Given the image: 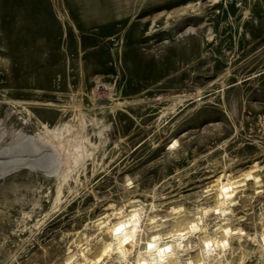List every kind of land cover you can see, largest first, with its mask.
Returning a JSON list of instances; mask_svg holds the SVG:
<instances>
[{
  "label": "rangeland",
  "instance_id": "obj_1",
  "mask_svg": "<svg viewBox=\"0 0 264 264\" xmlns=\"http://www.w3.org/2000/svg\"><path fill=\"white\" fill-rule=\"evenodd\" d=\"M250 169L260 187L202 216ZM132 208L144 255L201 215L238 233L213 264H264V0H0V264L90 255Z\"/></svg>",
  "mask_w": 264,
  "mask_h": 264
},
{
  "label": "bare ground",
  "instance_id": "obj_2",
  "mask_svg": "<svg viewBox=\"0 0 264 264\" xmlns=\"http://www.w3.org/2000/svg\"><path fill=\"white\" fill-rule=\"evenodd\" d=\"M174 144L175 142L172 143V146H174ZM251 169L244 174L242 181H232L229 178L224 180V177H229L230 174L227 175L224 173L218 175L217 184L213 185L215 187V192L213 194L215 195L214 206L201 208L199 212L202 216H205L208 212H212L219 217L221 215L225 216V214L229 212L228 204H233L236 200V189L246 186V182L252 181L255 185H259L260 187L262 180H260L261 178L259 179L258 175H253L252 173L254 171H251ZM172 210L175 214L179 215L184 212L182 207L173 208ZM114 216V222H111V220L100 221L101 228H106L104 231L108 233L107 236L109 235L110 240L103 241L100 244V247L96 248L90 255L84 253L85 251L80 253L77 251L78 255L71 254L66 258L64 264H101L107 257H109V255L110 257L113 255L115 262L128 264V258L133 253L136 255H133V257H135L132 264H213L224 257L227 247L230 246V240L238 234L237 232L234 233L230 226L223 225L222 227H219L220 230H218L217 235L209 237L206 234V229L201 227L203 224L201 215L192 219L189 218L187 221L180 219L179 221H176L177 226H173L176 227V229H171L168 233L165 232L166 234L162 232L164 235H161L158 232H153L151 235L149 234V237L147 236L148 238L144 243V248L148 254L144 255L143 252L137 249L139 242L141 241L137 238L138 229L141 228L139 211L135 208H132L129 211L119 210ZM180 225H183V227H178ZM197 233L206 234L202 236L198 235V237L196 236L199 245L198 253L196 256L194 255L195 257L193 259L188 258L181 263L178 253L182 251L184 247L190 250L188 248L190 245L188 243L182 244V242L185 238L193 235L195 236ZM253 239L257 241L260 249L259 253L264 257V226H262V231H260L257 236H254ZM187 254L188 252L186 255ZM219 263L221 262L219 261Z\"/></svg>",
  "mask_w": 264,
  "mask_h": 264
}]
</instances>
